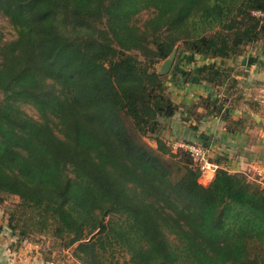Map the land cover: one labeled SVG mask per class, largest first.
Instances as JSON below:
<instances>
[{
  "label": "trees",
  "instance_id": "obj_1",
  "mask_svg": "<svg viewBox=\"0 0 264 264\" xmlns=\"http://www.w3.org/2000/svg\"><path fill=\"white\" fill-rule=\"evenodd\" d=\"M0 12L16 31L0 37V209L13 237L51 235L81 264H264V187L221 169L199 183L163 138L179 108L156 68L177 46L179 59L241 56L264 40V0H0ZM192 73L234 82L216 64Z\"/></svg>",
  "mask_w": 264,
  "mask_h": 264
},
{
  "label": "crops",
  "instance_id": "obj_2",
  "mask_svg": "<svg viewBox=\"0 0 264 264\" xmlns=\"http://www.w3.org/2000/svg\"><path fill=\"white\" fill-rule=\"evenodd\" d=\"M206 64L229 68L234 82L215 87L194 73L189 77ZM169 73L165 85L179 110L167 122L163 138L173 150L180 143L203 144L222 171L246 174L264 187V40L230 60L180 58ZM211 103L221 105V112H212ZM5 221L0 209V264H53L30 243L9 245L1 226Z\"/></svg>",
  "mask_w": 264,
  "mask_h": 264
},
{
  "label": "rangeland",
  "instance_id": "obj_3",
  "mask_svg": "<svg viewBox=\"0 0 264 264\" xmlns=\"http://www.w3.org/2000/svg\"><path fill=\"white\" fill-rule=\"evenodd\" d=\"M150 16V12H143L141 13L138 17V25L142 26L143 23L146 21L147 18H149ZM0 37L3 38L4 41H8V40H13L16 37V31L13 28V26L10 24L9 19L7 17H5L1 12H0ZM176 57H175V61H174V65L175 62L177 60H179V55L178 54H189L187 52L184 51V49L179 48V46H177L176 48ZM174 49V50H175ZM175 54V53H174ZM164 62L159 63L156 68L158 69V71L160 72L162 69ZM173 65V66H174ZM167 75V74H164ZM233 79V76L231 74V77ZM231 80L228 81V84H231L230 82ZM25 111L27 113H29V115H31L32 117L38 119L39 114L38 112L30 105L25 106L24 107ZM155 145V144H154ZM178 150L174 149V152H177ZM215 178V176H201L199 179V183L207 186L209 185V183ZM19 199L17 197H11L8 199L5 208L6 211L7 209L10 207V205L12 203L18 202ZM7 221V220H6ZM5 221V223H3L2 228H5L6 234L8 235L6 237V239L10 242L8 243L9 245L11 244H16L17 242L19 244L21 243H30L32 245H34L36 247V251L39 254H41L42 256L40 257L41 259L45 260L46 262H53V264H81L74 256H73V252L74 249H65L62 246H60V244L55 240V238H53L51 235H35L34 237H31L30 240L28 241H23L20 243V241H18V238L13 237L12 236V232L9 230L8 228V224ZM13 240V243L11 241V238ZM16 242V243H14ZM16 249V247L13 248V250ZM35 255V254H34ZM120 262H124L126 260H129L128 256H125L123 258H119Z\"/></svg>",
  "mask_w": 264,
  "mask_h": 264
},
{
  "label": "built area",
  "instance_id": "obj_4",
  "mask_svg": "<svg viewBox=\"0 0 264 264\" xmlns=\"http://www.w3.org/2000/svg\"><path fill=\"white\" fill-rule=\"evenodd\" d=\"M257 17L263 18V12H255ZM179 149L190 154L196 165L201 170L202 176H216L220 170V166L212 161L209 149L198 143H180Z\"/></svg>",
  "mask_w": 264,
  "mask_h": 264
},
{
  "label": "water",
  "instance_id": "obj_5",
  "mask_svg": "<svg viewBox=\"0 0 264 264\" xmlns=\"http://www.w3.org/2000/svg\"><path fill=\"white\" fill-rule=\"evenodd\" d=\"M175 57H176V49L169 56V58L164 61L162 69L160 71V74H162V75L168 74L171 71V69L173 68V65H174Z\"/></svg>",
  "mask_w": 264,
  "mask_h": 264
}]
</instances>
